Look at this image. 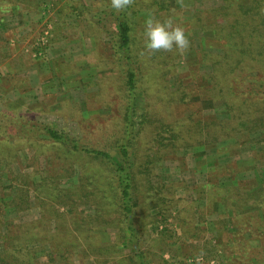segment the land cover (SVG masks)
Returning a JSON list of instances; mask_svg holds the SVG:
<instances>
[{
    "label": "rangeland",
    "instance_id": "374dc122",
    "mask_svg": "<svg viewBox=\"0 0 264 264\" xmlns=\"http://www.w3.org/2000/svg\"><path fill=\"white\" fill-rule=\"evenodd\" d=\"M249 1L132 0L127 61L116 47L110 0H0V264L13 257L18 264H131L103 162L54 143L43 130L50 125L112 150L124 132L128 66L141 91L131 153L134 220L148 262L264 264L257 238L264 228L252 227L257 217L250 215V198L264 181V133L195 143L199 120L230 117L213 98L211 76L223 70L218 60L233 40L211 27L228 29L239 3ZM148 15L182 25L188 49L146 50ZM260 22L258 13L245 20ZM230 77L216 76L222 84H232ZM250 107L263 112L264 98ZM173 131L175 145L168 143ZM22 189L24 202L16 196ZM115 243L114 255L97 252Z\"/></svg>",
    "mask_w": 264,
    "mask_h": 264
},
{
    "label": "trees",
    "instance_id": "16d2710c",
    "mask_svg": "<svg viewBox=\"0 0 264 264\" xmlns=\"http://www.w3.org/2000/svg\"><path fill=\"white\" fill-rule=\"evenodd\" d=\"M131 5L127 9L119 12L112 11V17L117 22L116 47L121 53L120 56L127 61H130L132 58L131 21L128 15ZM258 6L259 8H257ZM260 6V0L240 2L238 12L235 13L233 23H229L228 29L225 27H217L215 29L210 26L213 33L219 35L221 31H224L226 36L230 38L229 41L233 40V42H230L228 48L225 49V54L218 60L223 70L218 71L214 67L215 69L213 68V75L211 76L215 81V87L218 86L217 92H215L216 96L213 98L223 100L230 117L224 119L217 118L215 114H209L208 119L199 120L197 122L196 132L201 135L195 141L197 144L223 141L226 137L232 136L233 134L236 135L242 131L250 132L259 130L261 133H264V109L262 108L263 112H261L260 108H255L252 111L250 107L254 99L262 100L264 98V82L260 81L262 77L264 78V16H262L261 10L259 11ZM255 13L260 15L261 22L256 26L245 24L248 14L253 15ZM257 35L263 38L262 41L259 42L258 40L255 42L252 40V37ZM254 70L261 73L260 77L254 74ZM218 73H224L225 76L231 75L230 79L232 84L220 83L223 80L216 78ZM135 78L136 74L134 70L131 66H128L126 77L127 88L125 92L127 105L125 108L124 132L121 137L119 136V138L113 141L112 150L106 147L93 146L73 136L66 130L57 129L50 125L43 126V130L54 143L66 146L69 150L79 151L84 155L99 159L103 162L105 169L110 174L113 188L118 194L119 213L122 215L123 227L126 230V243H129L130 247L129 262L131 264H150L145 251L141 249L139 244L138 228L134 220L137 201L135 197L136 173L133 168L131 147L134 142L135 115L137 109H139L138 103L141 101V91L137 89ZM144 120L145 113L142 112V122ZM164 129L166 131V128ZM177 134L178 132L173 131L170 135L171 142H168L169 144H176ZM163 137L165 138V136ZM172 139L175 142H172ZM162 144L163 140L158 139L157 146ZM187 144L192 143L188 142ZM150 156L148 153L146 163L151 162ZM260 163L263 166L264 160ZM256 192L257 196L252 199L250 198L251 206H255L250 210V215L252 214L251 217L253 218L257 217L252 227L260 229L264 228V181L262 185L257 187ZM24 193L22 189L21 193L16 194L18 199L23 202L26 200ZM246 194L244 197H246ZM262 215L263 218L261 217ZM258 217L261 219L259 220ZM257 238L264 243V235H259ZM117 245V243L114 245L105 244V246L100 244L97 252L102 253L105 257H110L117 251ZM263 257L259 260H263ZM17 261V257L11 258V263L18 264Z\"/></svg>",
    "mask_w": 264,
    "mask_h": 264
},
{
    "label": "clouds",
    "instance_id": "9594fccd",
    "mask_svg": "<svg viewBox=\"0 0 264 264\" xmlns=\"http://www.w3.org/2000/svg\"><path fill=\"white\" fill-rule=\"evenodd\" d=\"M132 0H110L112 9L119 12L127 9ZM144 48L149 51L166 50L185 52L190 41L185 33V28L174 22L172 17L158 19L152 15L145 18L143 26Z\"/></svg>",
    "mask_w": 264,
    "mask_h": 264
}]
</instances>
